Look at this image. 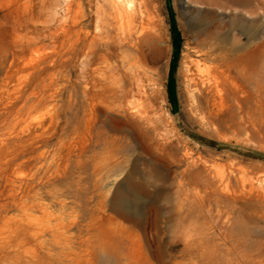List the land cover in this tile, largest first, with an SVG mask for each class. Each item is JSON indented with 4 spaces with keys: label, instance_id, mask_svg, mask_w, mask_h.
<instances>
[{
    "label": "rangeland",
    "instance_id": "1",
    "mask_svg": "<svg viewBox=\"0 0 264 264\" xmlns=\"http://www.w3.org/2000/svg\"><path fill=\"white\" fill-rule=\"evenodd\" d=\"M70 1L62 11L61 0H0L5 65L21 35L35 30H59L56 44L63 47L43 75L46 103L32 116L47 121L31 135L0 141V264H264V9L143 0L153 29L140 68L155 97L147 105L128 92L131 79L120 60L128 52L85 63L70 50L72 39L61 45L78 19L83 32L96 30L95 1ZM235 17L252 24L254 39L232 25ZM14 20H26L28 31H14ZM203 21L233 53L218 42L200 44ZM210 47L213 56L206 54ZM25 59L31 66L36 56L28 52ZM193 59L218 90L213 118L203 122L191 110L185 81ZM127 102L145 109L152 128L171 143L169 157L161 158L153 135L123 113ZM189 160L210 176L183 177ZM117 193L128 210L144 209L140 224L112 209ZM155 208L168 227L159 255L149 238Z\"/></svg>",
    "mask_w": 264,
    "mask_h": 264
},
{
    "label": "bare ground",
    "instance_id": "2",
    "mask_svg": "<svg viewBox=\"0 0 264 264\" xmlns=\"http://www.w3.org/2000/svg\"><path fill=\"white\" fill-rule=\"evenodd\" d=\"M92 1H95L94 3L95 4V15H96L95 33L92 35V33H90L89 31L83 32L82 27H81L82 22L79 19L76 20L75 22L73 20L71 22H74L73 27L75 30L72 28L74 30V32L71 31L72 38H70L68 41L67 40L61 41V45L63 46L67 44L68 42H71V39H72V42L70 44V50L76 56L83 55V62L85 63H89L93 57H97V56H99V59H102V61L103 60L107 61V59L110 58L116 51H119L121 54H123V52H128L129 55H126L123 57L121 56L122 59H120L122 60L123 63L125 62V64L127 65L128 67L127 74L129 78L131 79V86L128 92L144 99L145 103L148 105L150 103L148 101H150L151 98L153 97L152 89L149 88L151 84L148 87L147 85H145L146 83V81L144 80V78L146 77V74H144L145 70L142 71L140 68L142 67L141 63L142 62L145 63V59H146L145 57L146 53L144 51V44L148 42L149 38L153 37V32H152L153 29H151L152 26L150 24L151 15L148 10L149 6L143 0H139L137 4H134L131 0H92ZM203 1L207 3H211V4L212 3L215 4L217 2L229 3L235 6H240L242 8L252 9V12L257 9H261V10L264 9V0H203ZM70 2H71L70 0H61V3H63V6H64L63 7L64 10L62 9V11H66L65 7L68 5V3L70 4ZM210 18L213 19L211 15H210ZM60 21L61 20H59L58 22ZM12 23L13 24L11 27L14 31H16V28H23V29L25 28L28 31L26 20L25 21L14 20ZM0 24H2L1 20H0ZM61 24L58 28H61ZM232 25L235 28L239 29L240 32L247 34L249 41L255 38V34L250 32L252 24L241 23L235 17L233 18ZM57 26L58 25L54 26V29H56ZM210 26H211V23H210ZM63 27H65V25L64 26L62 25V28ZM50 31L52 32H48V34L46 32V34H44V32H39V30L38 31L35 30L31 32L32 36H28L27 33L25 35H21L20 38H22V40L19 43L13 45L15 50L14 52L12 51L13 52L12 59L9 61L7 65H5L7 63L6 58L3 57L2 54L0 55V75L2 76L0 78V141H5L10 136L11 137L16 136L18 138H21L27 134L31 135L37 129H39L42 126L43 121H45V119L43 120V118L40 116H37L36 118H32L33 114H36V112L39 111L46 103V90L45 89H46L47 80L43 77V75L49 68L54 66L57 63V61H59L62 58V54H63L62 52L63 47L61 46L57 47V44H56L57 41L59 40V36H58L59 30L57 31L56 29L55 31H53L51 29ZM68 31H70V29ZM201 35H202V38H201L200 44H202L203 46H207V45L212 46V45H215L216 42H218L217 43L218 49L220 48L226 49L229 53L234 52V49L232 46L231 48L229 46V49H227L226 47L227 45H225V44H228L227 43L228 39L224 37H219L218 31L212 30L211 28H209V26L206 27L205 21H203L201 24ZM67 36L66 38H69ZM46 39H50L49 40L51 41L50 46H48L47 44L46 45L42 44V42L45 41ZM48 44H50V42ZM212 47L214 48V46ZM212 47H210L208 51L206 52L207 56L212 55L213 52L215 51L214 49H212ZM67 48L68 47L66 46L64 50H66ZM151 49H152V45H151ZM47 50L48 51L50 50V52H47ZM28 52H31L34 56H36V60L34 61L33 64H31V66L29 65V62L25 61L26 54ZM29 55L31 54L29 53ZM143 66L145 65L143 64ZM192 67L195 68L194 71H192ZM114 69L115 68H112L110 70L114 71ZM198 70H199V60L193 59L189 62V64H186L185 66L186 75L185 76L187 80L185 81H187L186 86L190 89L189 97H190L191 110L195 111L197 115L201 116L200 119L202 120L201 122H203V120H206L205 119L206 115L208 117H212L213 114L215 113L213 107L215 106V103H214L216 99L215 96L217 95L216 92H218V90L216 89L217 90L216 91L214 88L216 87V85L214 87L211 85L210 81H213V80H209V78L203 77L202 75L198 73ZM149 79L150 81L152 80L151 78ZM116 87L114 89H116ZM118 89L120 90L121 86L118 85ZM219 90L221 91V89ZM218 94L220 95V93ZM131 97L133 96L131 95ZM127 103L128 105L123 110V113H125V115L130 118L129 120H132L137 125L140 131H143L146 135L148 134L153 135L152 137L153 149L156 150L157 154H159L161 158L169 157L167 150L170 149L171 143L165 138H163L165 136L163 135L161 136V134L157 133L155 129L152 128L151 123L148 120L149 117L148 115H146L147 113L144 112L145 109H143L144 111H142L138 107H132V105H136V104H132L130 106L129 102ZM145 103L144 105H146ZM121 104H122V101H121ZM142 105L140 106L142 107ZM151 116L152 115H150V117ZM187 154H189V152L181 154L182 156L181 159L184 157L187 158L188 157ZM199 163L200 162H197L196 160H189L186 170L182 172V176L183 177H187L190 175L191 176L192 175H196V176L209 175L210 176L209 168L205 166L201 167ZM216 183L215 185H218ZM179 187L183 189L181 186ZM181 189L179 190V193ZM111 204L112 205L110 206L112 207V209L120 213L121 216H124L128 220L136 221V223L137 222L139 224L141 223V218L144 216V211H143L144 209L142 210L141 208H139V210H135L134 212L128 210L126 208L128 206H125L124 204V198L121 195H119V193L115 195ZM153 214L154 216L151 220L152 223L149 227L150 228L149 238H151V242H153V244L156 246V249H157V251L155 252L156 255H159L160 254L159 249L161 247V242L164 238L163 236L166 234L165 232L168 227L167 226H166L167 228L161 227V225L159 224V220H161L160 219L161 213H159L158 210H156V208L154 209ZM167 214H169L168 219L170 222L171 217H172L171 216L172 210L169 209ZM145 228L146 227H143L144 231H145Z\"/></svg>",
    "mask_w": 264,
    "mask_h": 264
}]
</instances>
